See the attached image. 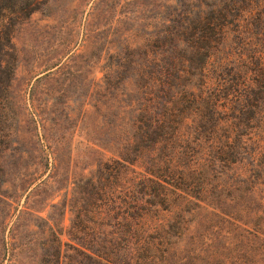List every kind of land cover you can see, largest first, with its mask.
<instances>
[{"label": "rangeland", "instance_id": "374dc122", "mask_svg": "<svg viewBox=\"0 0 264 264\" xmlns=\"http://www.w3.org/2000/svg\"><path fill=\"white\" fill-rule=\"evenodd\" d=\"M17 2L0 33L8 226L49 213L62 264L77 241L125 262L127 238L132 264H264V0L225 17L222 0ZM135 128L143 151L125 165Z\"/></svg>", "mask_w": 264, "mask_h": 264}, {"label": "trees", "instance_id": "16d2710c", "mask_svg": "<svg viewBox=\"0 0 264 264\" xmlns=\"http://www.w3.org/2000/svg\"><path fill=\"white\" fill-rule=\"evenodd\" d=\"M7 1V2H6ZM238 0H222L221 5L222 9H219L222 16L225 17L226 10L231 3H235ZM247 1V0H246ZM20 3L17 0H4L0 1V33L2 31V20L4 18V10L9 9V11H13L17 5ZM25 4V3H24ZM30 6L29 3H27ZM237 13H240L242 8H237ZM214 12V10H211ZM217 18L221 16L216 15ZM244 26V25H242ZM209 32L212 33L213 36L222 34L225 30V24L223 22L216 23L213 20V17L209 20ZM6 41L4 42L6 46H12L10 42V38L5 36ZM209 56V51L204 52V58L207 59ZM106 74V72H104ZM177 77L181 76L180 72H177ZM144 137L143 134L139 132V129H134L133 133L126 138V141L122 143V150L119 152V157L125 165L132 164L134 159L139 158L141 155L140 148L133 149L132 146H135L139 140H142ZM124 148V149H123ZM129 151V153H126ZM134 151V152H133ZM116 161L121 162L119 159ZM105 166L109 167V163H104ZM44 173V171H43ZM41 173V175L43 174ZM89 182H93L92 178L88 179ZM42 180L37 184L35 190H39L40 185H42ZM31 185L30 182L28 184H23V191L27 190L28 186ZM0 201H4L7 204V197L4 195L3 191H0ZM51 205H56L55 203H51ZM8 209V206H6ZM15 209L17 207L14 206ZM9 212V210H8ZM37 215L35 211L31 210L28 206L21 210L17 215V218L12 223L11 226H8V222L3 214L0 213V264H62V255H63V245L66 243L62 239V227L51 222L52 217L49 213L46 216L37 215L42 221V226L34 223L37 228L32 226L33 222L27 220L26 215ZM128 218V217H127ZM138 224V223H137ZM136 223H130L128 225V234L132 235L138 229L136 227ZM139 227H141L139 225ZM32 233V238H29L28 233ZM131 241L127 238L122 253L125 254L126 260L125 262H118L117 258L105 257L100 254L93 246V242L85 243L81 241H77L76 244H72V246L78 251L80 254V258L75 259L77 264H83L84 262H88L90 264H132L131 260L133 257L131 254L133 253V249L131 246ZM146 247L151 248L153 242H146ZM35 247V249H33ZM27 249H32V254H27ZM137 249V248H136ZM128 256V257H127ZM136 264H144V262H140L136 260Z\"/></svg>", "mask_w": 264, "mask_h": 264}]
</instances>
